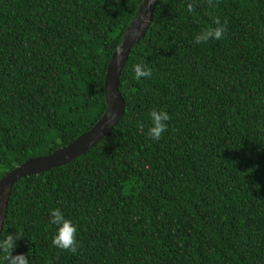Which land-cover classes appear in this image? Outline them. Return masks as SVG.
Masks as SVG:
<instances>
[{"label":"trees","instance_id":"16d2710c","mask_svg":"<svg viewBox=\"0 0 264 264\" xmlns=\"http://www.w3.org/2000/svg\"><path fill=\"white\" fill-rule=\"evenodd\" d=\"M141 2L0 0V179L101 118L107 64ZM216 17L224 38L194 44ZM142 62L153 75L137 81ZM118 92L125 109L108 137L13 186L4 226L23 230L14 254L29 264H264V0H157ZM154 108L171 117L158 142L136 127ZM52 208L78 226L77 254L52 245Z\"/></svg>","mask_w":264,"mask_h":264},{"label":"water","instance_id":"95a60500","mask_svg":"<svg viewBox=\"0 0 264 264\" xmlns=\"http://www.w3.org/2000/svg\"><path fill=\"white\" fill-rule=\"evenodd\" d=\"M156 1L153 0V3L149 4L148 0H142L132 21L111 54L103 85L106 108L101 118L88 132L79 136L68 146L56 150L50 155L30 159L0 179V231L3 228L2 224L6 216L11 190L18 181L75 160L103 138L108 137L118 124L125 109L124 100L118 92L119 77L131 49L142 40L151 23ZM121 44L124 53L122 57H119L116 50ZM113 113H115V119H112Z\"/></svg>","mask_w":264,"mask_h":264},{"label":"clouds","instance_id":"9594fccd","mask_svg":"<svg viewBox=\"0 0 264 264\" xmlns=\"http://www.w3.org/2000/svg\"><path fill=\"white\" fill-rule=\"evenodd\" d=\"M149 4L153 0H148ZM209 8L216 9L218 0H206ZM187 12H194V4H187ZM215 26H207L200 29L194 34L193 43L196 45L207 44L209 41H218L224 38L227 32V21L221 22L219 17L214 18ZM124 49L122 44L118 46L116 54L122 57ZM134 79L140 81L142 78H151L153 70L147 63H137L133 66ZM112 119H115V113L112 114ZM171 117L164 109H152L148 113L147 125L143 120L136 125L141 135H146L151 141H160L169 128ZM145 169L150 170L151 165L145 164ZM49 225L55 226V234L52 236V245L64 252H70L73 255L77 254L80 247L77 233L78 226L69 218H66L60 208H52L49 210ZM3 231H0V264H29V257L25 254H14L17 241L23 238V230L19 229L9 233L7 228L2 224ZM45 264H52L47 260Z\"/></svg>","mask_w":264,"mask_h":264}]
</instances>
